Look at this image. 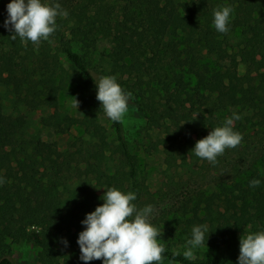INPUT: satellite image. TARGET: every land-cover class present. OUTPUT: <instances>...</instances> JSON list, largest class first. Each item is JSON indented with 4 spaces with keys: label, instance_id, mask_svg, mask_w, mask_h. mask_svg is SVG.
<instances>
[{
    "label": "trees",
    "instance_id": "trees-1",
    "mask_svg": "<svg viewBox=\"0 0 264 264\" xmlns=\"http://www.w3.org/2000/svg\"><path fill=\"white\" fill-rule=\"evenodd\" d=\"M10 2L0 0V264H19L11 243L23 241L36 242L41 264H70L81 221L104 202L97 187L107 184L111 142L96 98L99 77L115 75L149 127L163 130L170 166L180 158L186 164L208 128L222 126V114H238L234 130L240 132L248 124L264 126V0H69L67 17H57V30L38 50L31 41L11 39L4 27ZM221 6L234 10L227 33L213 24ZM103 43L101 69L93 61ZM54 50L65 54L72 71L59 65ZM69 86L83 110L79 117L58 105ZM5 99L19 114L6 111ZM43 106L55 109L56 133L79 127L87 137L61 150L58 141L31 131L21 108ZM114 127L125 159L122 178L111 187L135 192L134 203L143 194L138 159L124 122ZM261 163L236 169L231 180L218 178L216 189L192 193L169 211L170 220L162 218L166 231L186 241L194 225L206 224L211 232L202 246L222 248L219 255L188 260L164 243L158 264H238L240 236L264 230ZM253 179L261 181L258 187L249 186Z\"/></svg>",
    "mask_w": 264,
    "mask_h": 264
},
{
    "label": "clouds",
    "instance_id": "clouds-1",
    "mask_svg": "<svg viewBox=\"0 0 264 264\" xmlns=\"http://www.w3.org/2000/svg\"><path fill=\"white\" fill-rule=\"evenodd\" d=\"M8 17L4 27L11 33V39L17 37L31 41L38 46L57 30V17H67V12L55 0H11L7 4ZM231 6H221L214 10L213 24L220 33H227L228 24L233 13ZM97 87L96 98L106 116L113 122L122 123L128 111L131 93L125 91L117 82L115 75H106L94 80ZM74 107L78 109L79 101L74 97ZM238 114L223 121L222 126L211 129L207 136L197 140L192 150L197 157L212 164L226 149L236 148L243 137L234 131V121L240 120ZM3 180L0 179V184ZM261 181L249 182L252 188ZM101 199L102 204L86 214L81 221L85 228L79 233L77 243L80 247V259L85 262L103 260V264H158L166 251L163 230L151 223L154 207L147 205L138 208L133 201L136 193L123 192L116 187L106 188ZM206 224L194 225L191 238L186 241L185 259H194V249L204 245L209 233ZM207 239L205 240V234ZM67 247V240L62 241ZM207 245V244H206ZM238 264H264V230L250 232L239 238ZM180 255L178 251L173 253Z\"/></svg>",
    "mask_w": 264,
    "mask_h": 264
},
{
    "label": "rangeland",
    "instance_id": "rangeland-1",
    "mask_svg": "<svg viewBox=\"0 0 264 264\" xmlns=\"http://www.w3.org/2000/svg\"><path fill=\"white\" fill-rule=\"evenodd\" d=\"M55 2L59 3L62 9L65 10V6L69 0H55ZM52 44L57 49V44L54 40ZM105 46H107L106 43H103L94 55L93 65L101 69L106 66V61L102 56ZM57 54L59 65L72 71L71 64L65 54L59 50ZM241 71L243 72L244 69L242 68ZM74 91L75 88L73 86H69L63 90L59 96L58 105L62 110L79 117L83 110L80 105L78 109L73 106ZM3 104L8 113L19 114V110L16 109L9 99H5ZM21 112L26 113L31 120V131H40L44 139L58 141L61 150L68 148L70 142L77 137L81 135L87 137L85 132L82 133V128L79 127H75L65 134L56 133L53 127V113L55 109L52 107L43 106L34 110L22 107ZM220 117L224 121L226 118L231 117V114H222ZM101 121L108 130L111 148L107 151V184L97 187L100 197H102L106 188L121 180L122 162L125 159L114 122L106 116L105 112L101 117ZM123 122L131 152L138 159V178L143 187L142 197L134 203L138 208H143L147 205L154 207L151 223L158 229L163 230L162 242L174 250L186 251V238L180 235L174 236L166 231L162 218L170 220L173 215L169 211L175 210L179 203L192 193L201 189L214 190L216 189L218 178L231 180L236 169H241L252 164L260 165L264 159V126L259 127L258 125L248 124L243 132L234 130L242 134L243 139L240 145L236 148L226 149L223 155L217 157L216 164H212L206 159L199 158L189 152L186 164L180 158L170 166L166 161L164 146L161 144L162 137H164L163 130L149 127L144 113L131 97L128 101V111L125 114ZM211 129V127L208 128L205 136L208 135ZM194 138H200V136L194 135ZM93 182L96 184L97 181L94 180ZM95 208L96 206L93 209L95 210ZM11 250L19 264H41L39 261V249L35 241L12 242ZM222 250V248L202 246L193 251L194 257H196L200 255L216 256ZM71 251L72 258L70 264H89V262L80 259L79 244L71 249Z\"/></svg>",
    "mask_w": 264,
    "mask_h": 264
}]
</instances>
